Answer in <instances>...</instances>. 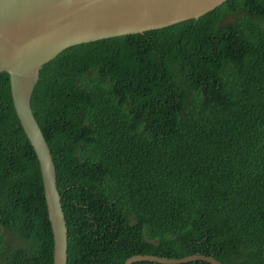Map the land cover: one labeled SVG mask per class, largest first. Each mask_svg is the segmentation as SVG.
<instances>
[{"label":"trees","instance_id":"1","mask_svg":"<svg viewBox=\"0 0 264 264\" xmlns=\"http://www.w3.org/2000/svg\"><path fill=\"white\" fill-rule=\"evenodd\" d=\"M32 108L57 167L68 264L197 253L264 263V0L70 47L41 69ZM0 264H54L42 172L7 73Z\"/></svg>","mask_w":264,"mask_h":264},{"label":"water","instance_id":"2","mask_svg":"<svg viewBox=\"0 0 264 264\" xmlns=\"http://www.w3.org/2000/svg\"><path fill=\"white\" fill-rule=\"evenodd\" d=\"M228 0H0V73L10 76L20 123L37 155L54 236V264H68L69 228L48 140L32 99L41 69L64 50L200 19ZM224 264L212 255L137 254L125 264ZM264 264V263H263Z\"/></svg>","mask_w":264,"mask_h":264},{"label":"rangeland","instance_id":"3","mask_svg":"<svg viewBox=\"0 0 264 264\" xmlns=\"http://www.w3.org/2000/svg\"><path fill=\"white\" fill-rule=\"evenodd\" d=\"M4 235H5L7 242L14 244V245L18 243L17 239L14 236H12L8 231L4 230Z\"/></svg>","mask_w":264,"mask_h":264}]
</instances>
